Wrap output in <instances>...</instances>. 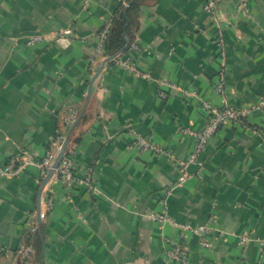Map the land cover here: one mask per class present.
Wrapping results in <instances>:
<instances>
[{
    "label": "crops",
    "instance_id": "1",
    "mask_svg": "<svg viewBox=\"0 0 264 264\" xmlns=\"http://www.w3.org/2000/svg\"><path fill=\"white\" fill-rule=\"evenodd\" d=\"M84 1L0 0V164L14 154L39 159L58 123L68 130L82 111L72 144L75 180L65 186L52 177L53 206L40 226L35 218L38 257L36 248L26 257L16 249L35 209L39 170L28 163L16 175H0V244L13 250L0 251V264H175L166 247L177 240L188 264H264V109L221 125L177 184V161L194 143L189 130L208 118L203 101L246 109L264 99V0H247L245 15L238 0H220L213 13L203 9L205 0H139L119 56L150 76L112 59L89 98L104 56L93 63L88 57L129 0ZM33 34L42 39L27 44ZM164 79L176 87H164L162 98ZM136 135L166 152L138 150ZM149 213L209 226L202 235L209 246ZM242 233L249 236L244 245Z\"/></svg>",
    "mask_w": 264,
    "mask_h": 264
},
{
    "label": "built area",
    "instance_id": "2",
    "mask_svg": "<svg viewBox=\"0 0 264 264\" xmlns=\"http://www.w3.org/2000/svg\"><path fill=\"white\" fill-rule=\"evenodd\" d=\"M219 1L220 0H205L203 4V9L206 12L213 13ZM246 1L247 0H238L237 2V7L239 9V12L243 15L247 13ZM84 3L85 5H87V0H85ZM109 30H110V23H106L98 34L97 45L94 51L88 57L89 62L93 63L96 60V58L106 55L104 52V46L108 39ZM55 36L63 37L61 32L59 31L55 32ZM41 39L42 36L40 34L29 35L26 39V43L33 44ZM130 47L137 48V45L135 43H132ZM113 59H116L118 63L124 65L125 67L133 71L135 74H140L146 77L150 76L149 72L141 70L134 63L128 61L127 59L121 58L119 54L115 56ZM223 84H224V70L220 69L219 78L216 84L217 92L221 93L223 91ZM159 85H161L159 96L162 98L166 97V91L164 90V87H176L175 84H173L171 81L166 79L160 80ZM202 106L205 109H207L208 118L206 123L200 129L189 130V132L194 137V143L188 157L184 160L177 161V164L181 170V173L178 176L177 184H180L185 181V179L187 178L186 168L188 164L194 162L197 159L198 155L205 148L208 140L218 131L221 125L225 124L228 121L242 123L245 115L249 113V111H252L254 109H264V99L258 100L257 102L251 104L249 108L246 109L237 108L229 104L217 106L211 104L206 100L202 102ZM71 111L72 113H75L74 110ZM64 135H65L64 133H61L59 130H57L55 134L50 138L44 154L39 159L29 158L25 155L23 156L20 154L11 155L10 157H8V159H6L3 163L0 164V175H16L21 171V169L26 164L32 163L35 164L39 170L38 179L40 181L42 177L46 174L49 166L51 165L64 139ZM132 145L136 147L138 150L150 149L155 152H162V153L166 152L163 147L155 143L152 139L142 135H136L133 139ZM73 154H74V146L69 145L66 148L65 153L61 158L59 164L57 165L55 172L52 176L59 179L65 186H71V184L75 180V175L73 171ZM81 182L84 183L88 188L93 187L91 183L85 179H82ZM46 189L48 192L47 193L48 196L44 202V205L40 208L39 216L41 219L46 216L47 212L53 206L54 190L51 186L48 185L46 186ZM149 216L160 222H168L173 225H178L181 228L189 229L194 234L200 236H202L209 230V226L207 225L192 226L190 224H184V223L179 224L165 213H149ZM35 218H36V211L34 209L28 216L29 227L26 233L24 234L25 241L23 240L16 249V252L22 255L23 257H26L33 250V241L32 238L30 237V234H33L37 228L35 223ZM238 238H239V242L242 245L246 244V242L249 240V236L246 233L239 234ZM201 245L204 247L209 246V241L203 236L201 238ZM0 251L12 252L13 250L10 247H7L6 245L0 244ZM166 256L169 260H171L175 264H188V249L181 240L171 241L169 243V245L166 247Z\"/></svg>",
    "mask_w": 264,
    "mask_h": 264
},
{
    "label": "trees",
    "instance_id": "3",
    "mask_svg": "<svg viewBox=\"0 0 264 264\" xmlns=\"http://www.w3.org/2000/svg\"><path fill=\"white\" fill-rule=\"evenodd\" d=\"M138 3H139V0H132L131 6L128 8L126 12L124 11V6L122 5L114 13L111 21L109 22L110 30L108 34V39L104 46L105 54H110V53L117 51L124 44V36H123L124 32L127 31L130 33V28H131L130 11L133 10L138 5ZM128 19H129V23L128 25H126L128 22ZM70 110H73V109L70 108ZM67 126H68V123L66 122L63 123L62 121H60V123H58V130L61 133H63L67 130ZM78 126H80V122L76 125L75 129L70 134V138H69L70 145H72L79 139L81 132L79 133L78 130H76ZM30 237L32 238V241H33V249L36 248V255L38 257L39 252H40V238L38 234V228H36V231L33 234H30ZM23 240L25 241L24 236H23Z\"/></svg>",
    "mask_w": 264,
    "mask_h": 264
},
{
    "label": "water",
    "instance_id": "4",
    "mask_svg": "<svg viewBox=\"0 0 264 264\" xmlns=\"http://www.w3.org/2000/svg\"><path fill=\"white\" fill-rule=\"evenodd\" d=\"M132 0H129L125 6L124 11L126 12L128 7L130 6ZM124 44L122 45L121 48H119L117 51L110 53V54H106L103 57V62L100 65V67L94 72V74L92 75L89 85H88V89H87V98H89L90 93H91V88H92V84L95 80V78L98 76V74L100 73L101 69L110 61L112 60L115 56H117L120 52H122L127 45L130 42V38L128 36V34L126 33V31L124 32ZM82 114V111L77 115V117L73 120L72 124L70 125L69 129L66 131L65 135H64V139L51 163V165L49 166V168L47 169L46 174L42 177V179L40 180L39 184H38V188H37V193H36V201H35V211H36V218H37V223L38 226H40L41 223V218L39 216L40 213V208H41V194L42 191L45 187V185L48 183V181L51 179V177L53 176L55 169L57 167V165L59 164L61 158L63 157L66 148L70 145V133L71 130L73 129V127L76 125V123L78 122V120L80 119ZM43 264V263H41Z\"/></svg>",
    "mask_w": 264,
    "mask_h": 264
}]
</instances>
